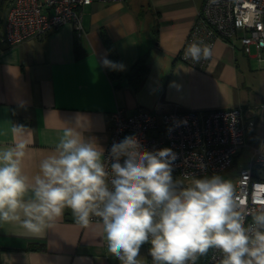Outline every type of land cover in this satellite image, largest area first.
<instances>
[{
  "label": "crops",
  "instance_id": "crops-1",
  "mask_svg": "<svg viewBox=\"0 0 264 264\" xmlns=\"http://www.w3.org/2000/svg\"><path fill=\"white\" fill-rule=\"evenodd\" d=\"M203 0L93 1L82 6V31L71 23L43 37L8 46L2 41L10 0H0V149L23 143L22 167L39 173L66 127L103 149L110 136V113L122 107L158 111L244 105L240 80L248 65H264L256 50L245 54L239 41L219 37L210 63L196 68L177 58ZM111 40L123 66L111 77L103 64ZM79 43L82 54L77 55ZM143 60L148 70L137 90L129 71ZM157 105V106H156ZM23 126L19 132L12 129ZM17 225H0V264H120L108 250L99 221L85 228L66 209L41 237L21 235ZM150 245L140 264H150Z\"/></svg>",
  "mask_w": 264,
  "mask_h": 264
},
{
  "label": "clouds",
  "instance_id": "clouds-1",
  "mask_svg": "<svg viewBox=\"0 0 264 264\" xmlns=\"http://www.w3.org/2000/svg\"><path fill=\"white\" fill-rule=\"evenodd\" d=\"M211 55L199 41L188 45L184 58L198 64ZM103 64L123 69L107 59ZM78 126L64 129L34 176L22 167L23 143L0 149V225H17L21 235L38 238L70 209L85 228L99 218L107 250L120 264H140L146 244L152 264H196L210 249L222 255L220 264H264V206L246 209L230 179L174 178L173 150L149 151L134 135L114 142L105 158Z\"/></svg>",
  "mask_w": 264,
  "mask_h": 264
},
{
  "label": "built area",
  "instance_id": "built-area-1",
  "mask_svg": "<svg viewBox=\"0 0 264 264\" xmlns=\"http://www.w3.org/2000/svg\"><path fill=\"white\" fill-rule=\"evenodd\" d=\"M93 1L122 0H10L2 41L15 45L43 37L66 23L82 31V6ZM219 37L229 42L236 38L245 54H250L253 46L263 59L264 0H203L177 54L178 60L196 68L207 67L211 57L196 64L184 58L185 50L189 44L203 41L212 52ZM109 121L105 158L114 142L134 135L149 151L171 148L176 154L173 177L184 182L193 175L199 178L230 171L241 156L240 149L248 148L249 165L239 168L231 181L246 209L264 206L259 204L264 200V190L259 187L264 185V178L255 173L257 164L264 165V104L247 109L243 105L210 109L203 114L195 110L158 111L144 107L128 114L117 106ZM248 135L252 140L248 138L247 142ZM105 163L107 166L108 161ZM92 221L99 218L93 217ZM250 221L249 217L247 222ZM221 259L217 250H209L210 263L220 264Z\"/></svg>",
  "mask_w": 264,
  "mask_h": 264
},
{
  "label": "rangeland",
  "instance_id": "rangeland-1",
  "mask_svg": "<svg viewBox=\"0 0 264 264\" xmlns=\"http://www.w3.org/2000/svg\"><path fill=\"white\" fill-rule=\"evenodd\" d=\"M256 49L252 46V54ZM241 88L243 89L240 93L242 102L244 105L256 106L259 104H264V65H247L243 71V76L240 80ZM251 139V135L246 137ZM252 140V139H251ZM241 156L237 159L236 165L228 172H223L218 174L224 178L234 179V174L237 173L239 168L243 166H248L249 158L248 155L250 150L248 148L240 149ZM190 179L185 180V183H189ZM150 264H152L151 259H149Z\"/></svg>",
  "mask_w": 264,
  "mask_h": 264
},
{
  "label": "trees",
  "instance_id": "trees-1",
  "mask_svg": "<svg viewBox=\"0 0 264 264\" xmlns=\"http://www.w3.org/2000/svg\"><path fill=\"white\" fill-rule=\"evenodd\" d=\"M103 42H104V45L106 46V48L108 50V60L115 62L116 64L119 65L117 52H116L111 40L105 34H103ZM75 51H76L77 55L82 54V49H81L78 42H76V44H75ZM106 70L111 77L119 76L121 73V70H113L109 67H106ZM147 70H148V66L145 65V63H143V60H140V62L136 63V65H133V67L130 69V71L128 73L129 78H130L129 80H130L131 87L134 90L138 89V87L141 83V80L145 76ZM208 256H209V252L203 256H199L197 261H196V264H213V263L209 262Z\"/></svg>",
  "mask_w": 264,
  "mask_h": 264
},
{
  "label": "water",
  "instance_id": "water-1",
  "mask_svg": "<svg viewBox=\"0 0 264 264\" xmlns=\"http://www.w3.org/2000/svg\"><path fill=\"white\" fill-rule=\"evenodd\" d=\"M257 169L255 170V173L256 175L259 177V178H264V171L262 170L261 167H264V165H261V164H257Z\"/></svg>",
  "mask_w": 264,
  "mask_h": 264
}]
</instances>
